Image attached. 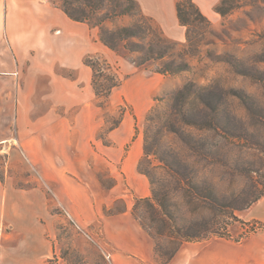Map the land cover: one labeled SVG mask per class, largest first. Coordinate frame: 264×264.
Here are the masks:
<instances>
[{
	"label": "rangeland",
	"instance_id": "rangeland-1",
	"mask_svg": "<svg viewBox=\"0 0 264 264\" xmlns=\"http://www.w3.org/2000/svg\"><path fill=\"white\" fill-rule=\"evenodd\" d=\"M51 1L72 8L81 5L92 11L93 23L111 12L107 4L92 9L79 0ZM184 2L189 25L179 20L169 32L137 11L100 21L113 30L139 23L151 28L142 38L120 41L117 50L111 49L112 61L97 56L99 86L108 87L111 81L106 77L113 74L121 83L103 106L97 96L95 102L102 111L103 140L124 112L136 118L144 146L139 167L152 186L151 197L138 204L136 215L151 232L158 263L191 240L190 235L213 236L214 231L239 239L247 234L253 226L242 230L239 216L264 192V0H227L223 13L215 11V5L211 15L200 8L205 19ZM129 44L145 50L131 51L126 48ZM150 45L159 57L135 63L147 56ZM172 66L182 69L157 72ZM4 72L0 68L1 90L9 87ZM21 100L20 106L16 97L0 95V139L10 134L12 142L17 124L28 120L23 111L29 103ZM14 149L9 141L0 142V183L11 184L15 177L18 185L25 186L19 176H26L30 167ZM100 176L106 185L113 182L103 173ZM123 207L117 200L110 208ZM54 211L62 216L56 224L52 264H112V253L109 260L108 246L96 234L97 225L84 229L101 244L79 230L71 215L60 208Z\"/></svg>",
	"mask_w": 264,
	"mask_h": 264
},
{
	"label": "crops",
	"instance_id": "crops-1",
	"mask_svg": "<svg viewBox=\"0 0 264 264\" xmlns=\"http://www.w3.org/2000/svg\"><path fill=\"white\" fill-rule=\"evenodd\" d=\"M136 1L164 32L179 25L177 0ZM193 1L211 15L219 0ZM89 55L114 58L98 26L71 19L51 0H0V68L9 84L0 95L29 103L23 111L28 120L17 124L16 137L0 142L9 141L30 167L19 176L25 186L15 177L0 183V264H52L62 216L57 208L85 228H101L112 264H161L153 237L133 214L135 199L152 195L149 178L139 171L143 138L128 112L106 140L100 137L104 122L94 72L84 62ZM135 115L140 117L137 110ZM101 173L113 182L106 185ZM117 200L125 207L106 213ZM239 217L242 230L253 226L239 239L187 240L162 264H264V195Z\"/></svg>",
	"mask_w": 264,
	"mask_h": 264
},
{
	"label": "trees",
	"instance_id": "trees-1",
	"mask_svg": "<svg viewBox=\"0 0 264 264\" xmlns=\"http://www.w3.org/2000/svg\"><path fill=\"white\" fill-rule=\"evenodd\" d=\"M79 1L87 4L92 9L101 8L105 4H107V6H108L109 10H111V12H107L103 19H102V17L98 18V23L97 22L93 23L92 11L86 10L81 5H78L77 7L72 8V7L67 6L66 3H64L63 5H61V7L71 19L76 20V21L87 22L91 25L98 26L99 27V39H100V41L112 50H117V48L119 47L120 41L128 40L132 37L142 38L145 35H148L149 31L151 30L150 27L146 28L143 23H139L136 26H131V27H129V26L119 27V28L114 29V30L113 29H107V28H104L103 26H101V22H103V20L108 19V18L113 19L116 16L121 15V14H126V13L130 14V13L137 11L139 14H141L143 16V13H142V11L139 7V4L136 0H79ZM226 2H227V0H220L219 3L215 6V11H217L219 13H223L225 9H223L222 5ZM187 4L190 7L194 8V10H196L197 15H200L202 18L204 17V19H205V16L200 11V7L193 0H187ZM185 5H186V3L184 2V0H179L176 4V10H177V14H178V18H179L180 22L183 25L188 26L189 22L183 15ZM155 45L159 48L161 46V43L157 42ZM126 48H128L131 51H138V52L145 50V48L143 46L137 45V44H131L130 46H126ZM161 48H163V47H161ZM147 52H148L147 56L144 57L143 60H141L140 62H135V61L134 62L137 64H143L151 58L159 57V56H155V52H157V51H155V48H153L151 45L148 48ZM158 53H159V51H158ZM84 62L86 65L90 66L93 69L94 73H93L92 86H93V89H94L96 96L98 98L102 99L100 106H103L102 102L104 100H107L109 95L111 94L112 90L120 85L121 78L116 77L114 74L112 77H106L108 80L111 81V83L108 87H105V89H102V87L99 86L98 80H97V77H98L99 71H100L99 66L101 65L100 58L97 56L89 55L85 58ZM180 69H182V68L179 66H172L171 68L159 69L157 72L166 74L168 72L179 71ZM117 124L113 125L112 127L116 126ZM139 171L141 173L147 175V173L144 170H142L140 167H139ZM262 195H264V192L261 193L260 195L256 196L253 200H251V202L256 201ZM149 198H137L135 201V205L133 207V214L139 220V222L141 223L143 228L151 235V232L149 231L148 227L142 222L140 217H138L136 215V209H137L138 204L142 200L149 199ZM155 200L158 202V198H155ZM159 204L161 205L160 201H159ZM107 212L113 213L115 211H113L110 208V209H108ZM211 233H212V235H225V234H221L219 232H214V231H212ZM208 237H209L208 234H198V235H190V236H188V239L202 240V239H206ZM175 252L170 253L163 261H161V263L168 262L173 257Z\"/></svg>",
	"mask_w": 264,
	"mask_h": 264
},
{
	"label": "built area",
	"instance_id": "built-area-1",
	"mask_svg": "<svg viewBox=\"0 0 264 264\" xmlns=\"http://www.w3.org/2000/svg\"><path fill=\"white\" fill-rule=\"evenodd\" d=\"M44 1H48V0H44ZM72 219V221H73V223L77 226V228L79 229V230H81L83 233H85V235L86 236H88L91 240H93L95 243H98V244H101L100 242H98V241H95V239L93 238V234L91 233V232H89V231H87L86 229H84L85 227H83L82 225H80V224H78L73 218H71ZM99 229V230H98ZM97 233V236H102V233H101V228H99V227H97V231H96ZM93 235V236H92ZM102 238V237H101ZM103 251H105L104 249H103ZM105 254H106V256H107V258L109 259V260H111V253L110 252H105Z\"/></svg>",
	"mask_w": 264,
	"mask_h": 264
}]
</instances>
